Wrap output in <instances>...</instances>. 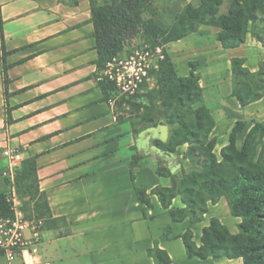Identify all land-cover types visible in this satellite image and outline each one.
Instances as JSON below:
<instances>
[{"label":"crops","instance_id":"crops-1","mask_svg":"<svg viewBox=\"0 0 264 264\" xmlns=\"http://www.w3.org/2000/svg\"><path fill=\"white\" fill-rule=\"evenodd\" d=\"M92 1L111 2L0 0V149L19 148L23 161L34 160L37 190L30 212L41 221L38 258L51 264H155L148 252L158 248L170 264H243L241 259L188 258L181 239L187 230L200 247L211 218L232 234L240 219L221 198L208 205L203 221L173 222L152 194L167 179L156 173L160 161L172 169V156L153 144L167 141L168 127L159 121L142 129L127 102L103 93ZM154 2L164 7V0ZM186 2L180 0L176 12L167 15L174 18ZM207 27L163 48L180 77L189 75L190 62L197 63L204 104L216 127L246 121L237 136L242 143L249 123L256 119L264 125V96L240 107L232 96L230 61L243 58L255 72L264 61V47L247 40L223 49L218 29ZM247 46L258 53L255 66L239 52ZM220 55L226 56L229 76L203 80L202 65ZM212 82L215 87L209 89ZM185 146L176 148L177 157L185 156ZM134 156L141 158L135 162ZM0 160L6 161L1 155ZM136 189L145 192L150 207L139 202Z\"/></svg>","mask_w":264,"mask_h":264},{"label":"trees","instance_id":"trees-1","mask_svg":"<svg viewBox=\"0 0 264 264\" xmlns=\"http://www.w3.org/2000/svg\"><path fill=\"white\" fill-rule=\"evenodd\" d=\"M224 1L199 0L197 6L186 4L169 27L159 26L153 17L143 18L145 13H155L153 0H111L105 5L92 1V22L98 53L96 64L104 70L106 62L112 57L130 53L127 47L137 35H141L143 41L140 45L163 46L198 32L202 26L218 29L216 39L223 49L241 46L249 34L264 44L254 29L259 15L264 16V0H230L228 12L221 15L219 11ZM163 54L164 59L158 63V69L152 70L150 75L161 89L179 93L178 98L173 94L171 97L178 105L176 114L168 111L172 108L170 104L162 105L161 113V118L168 126H177L171 130L166 142L156 140L153 144L167 155L175 154L176 148L185 144L206 147L215 122L203 104L196 66L190 64L189 75L180 78L170 58L164 51ZM231 73L232 96L241 108L264 96V62L259 64L255 72H250L245 67V59L233 58ZM100 87L107 97L114 92L113 85L106 79L100 81ZM151 91V88L145 87L144 92L132 97V100L139 101L143 109L146 100L150 102L148 94ZM188 116L193 118L190 125L185 120ZM149 124L148 127L156 125L153 119ZM244 127V121H238L232 128L225 149L228 152L223 151L222 161L215 160L210 150L208 158L202 163L203 171L200 174L194 177L184 175L178 183L172 182L170 188L159 186L152 191L173 222L188 219L191 224L199 223L207 214L209 203L216 204L221 198H225L231 216L240 219L237 233L232 234L218 219L211 218L208 226L202 230L200 247L194 243L193 233L187 230L181 239L189 259L227 258L241 259L243 264H264V126L253 121V127L246 133L241 148L237 149V136ZM213 145L214 142L210 143L211 149ZM140 158L134 156L133 161L137 162ZM156 173L160 177H167L165 164L158 166ZM28 183L31 185L30 191H22V187ZM15 187L17 194L25 201L34 200L37 183L33 159L23 161L17 168ZM136 193L139 202L150 207L145 192L136 189ZM177 196L183 201L182 209H173L171 206V200ZM12 215L5 196L0 195V216L6 218ZM148 254L155 264L171 263L166 252L158 248L150 250Z\"/></svg>","mask_w":264,"mask_h":264},{"label":"rangeland","instance_id":"rangeland-1","mask_svg":"<svg viewBox=\"0 0 264 264\" xmlns=\"http://www.w3.org/2000/svg\"><path fill=\"white\" fill-rule=\"evenodd\" d=\"M188 1L193 6H197V4L199 2V0H188ZM153 2H154V0H153ZM164 2H165L164 7H161L160 5L157 6L154 2V6L156 9L155 13H153V14L145 13V14H143V18L148 19L150 17H153L157 21L159 26H161V27L171 26L174 18H171L170 16H168L167 13H175L177 8H178L180 0H164ZM189 3H187V2L183 3L181 9L186 4H189ZM229 7H230V0H225L223 3V6L220 8L219 14H221V15L226 14L228 12ZM254 29H255V33L263 39L262 41H264V16L263 15H261V14L259 15L258 22L255 25ZM140 38H141V35H137L135 37V39L131 40L132 42L130 41L131 42L130 46L127 47L128 50H132V48L134 46H137L138 44L140 45V43H143L142 39H140ZM247 40H250L251 43H255V42L258 44L260 43L262 45V47H264V44L259 42L258 39L253 37L251 34H249L247 36L246 41ZM141 45H144V44H141ZM250 45L252 46V44H249V46ZM249 46H247L246 48H243L242 50H239V52H242L243 54L246 55V57L248 58L249 66H253V65L255 66V64H257L256 60L258 57V53ZM162 47H165V45H163ZM163 51L166 53L164 48H163ZM212 53H214V52H212ZM263 56H264V54H263ZM225 58H226V56L222 57L220 55L216 59L212 60V62H208L206 64H203L201 67L202 79L203 80L204 79L205 80H207V79L211 80L212 77L215 75H220L223 78H227L229 76L230 66L227 65ZM230 63H231V61H230ZM190 64L197 67V63H195V62H190L189 67H190ZM213 74H215V75H213ZM101 76L102 77L104 76L103 72H102ZM178 77H180V76H178ZM180 78H183V77H180ZM212 83L213 84L209 83L210 84L208 86L209 89L215 87L214 86L215 83L214 82H212ZM231 84H232V88H233L232 77H231ZM151 89H152L151 93L148 94V95H150L148 97V98H150V102H148L146 100V103L144 104L145 106L143 107V109L140 106L139 101L136 102V101L132 100V97L128 100L129 102L125 101V99H123L122 97H117L118 93H116L115 90H114V93L110 95V98H113V99L117 98V102L119 101L120 104L127 102L126 105L128 107L130 106L128 112L130 114L134 115L133 119L135 121V124H136V122L139 123L140 127L142 129H144V128L150 126L149 121L151 119H153L155 121V124L159 121H164V119L161 118L162 117L161 113L163 112L162 105H168V104L172 105V108L168 109V111L175 113V114H176V107L178 106L177 102H175L174 100L171 99L173 91L175 92V90H172V92L168 89L163 90V89H161L159 84H155V81H153V86ZM169 93H171V95H169ZM202 93H203V91H202ZM173 95L175 96V98H178L180 96L179 93H177V92ZM203 104H204V100H203ZM204 106H205V104H204ZM174 107H175V109H174ZM187 107H188V105H187ZM185 120L190 125V123H192V121H193V118L191 116H188L185 118ZM253 121L262 124L261 122H259L256 119H254ZM253 121L252 122L250 121L251 123H249L247 126L253 127ZM214 122H215V120H214ZM235 124L236 123H234V124H232V126H230L229 124H227L225 122V124L219 123V125L216 127V122H215V126L212 129L211 133L209 134L208 140L206 141L207 143H205V145H207L209 143L206 147H202L199 144L198 145L197 144H191V145L185 144L186 145L185 146L186 147L185 152H184L185 156H183L182 158H179L175 154H173V155L171 154V156H172V158H171L172 169H167L166 168L167 166L165 167L166 173L168 175L166 177L167 179L165 181V184L162 185L161 187L170 188L172 185V182H174L175 184L178 183V181L181 180L184 175H192L194 177L195 175L200 174L203 171V168L201 167L202 163L205 161V158H208V154L210 153V150H211V153L214 155L215 160H217L218 162L222 161L221 155L229 144V135H230V132H231V130ZM176 126H177V124H174L173 126L167 125L168 135H169L168 137H170L171 130ZM215 127H216V129H215ZM243 141H244V139L242 140V143H240L239 141L236 143L237 149L241 148ZM212 142H214V145L211 149L210 143H212ZM6 148L7 147L0 149V155L2 158H4L2 155V152ZM17 150L22 154L21 149L17 148ZM225 152H228V151L225 150ZM162 165H163V162L160 161L159 166H162ZM6 169H7L6 161L4 162L3 160H0V195L3 194L5 196V202L8 203L7 196L10 192L11 181H10V179L4 178L3 174L6 171ZM14 182H15V180H14ZM14 187H15V183H14ZM30 187H31V185H30V183H28L27 185H24L22 187L23 188L22 191L29 192ZM20 191H21V189H20ZM21 194H22V192H21ZM19 195H18V197L21 201V210L28 215L29 219H36V217L33 215V213L30 212L33 209L30 206L31 202L25 201L23 199V197H20ZM22 196H23V194H22ZM171 206L173 209L184 208L183 201H182L181 197L177 196L173 200H171ZM34 209H35V206H34ZM1 218H3V217H1ZM231 219L232 218L230 217L228 221H231Z\"/></svg>","mask_w":264,"mask_h":264},{"label":"built area","instance_id":"built-area-1","mask_svg":"<svg viewBox=\"0 0 264 264\" xmlns=\"http://www.w3.org/2000/svg\"><path fill=\"white\" fill-rule=\"evenodd\" d=\"M163 59L162 46L140 45L128 54L116 55L106 62L102 79L113 85L117 97L129 99L143 93L145 87L149 88L153 81L150 72L157 70ZM111 100L117 101V98ZM2 155L7 167L4 178L11 181L7 201L13 215L0 218V264H51L41 261L35 249L41 239V221L26 218L14 187L16 170L23 161L22 154L17 148H6Z\"/></svg>","mask_w":264,"mask_h":264}]
</instances>
